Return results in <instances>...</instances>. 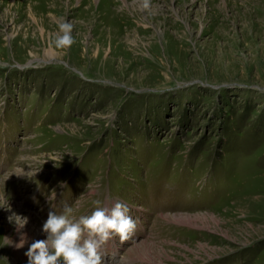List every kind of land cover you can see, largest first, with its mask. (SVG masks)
Here are the masks:
<instances>
[{
  "label": "rangeland",
  "instance_id": "rangeland-1",
  "mask_svg": "<svg viewBox=\"0 0 264 264\" xmlns=\"http://www.w3.org/2000/svg\"><path fill=\"white\" fill-rule=\"evenodd\" d=\"M117 201L104 264H264V0H0V264Z\"/></svg>",
  "mask_w": 264,
  "mask_h": 264
},
{
  "label": "clouds",
  "instance_id": "clouds-1",
  "mask_svg": "<svg viewBox=\"0 0 264 264\" xmlns=\"http://www.w3.org/2000/svg\"><path fill=\"white\" fill-rule=\"evenodd\" d=\"M59 32L61 34L55 39L56 46L70 48L75 43L73 25L60 23ZM129 212V207L119 201L111 207L96 208L90 215L78 219L72 217L73 208L68 204H64L59 214L50 211L42 226L46 239L34 240L29 245L25 253L28 264H104L101 252L104 244L114 236H118L121 242L127 241L137 228V222ZM16 217L19 232L28 219ZM9 219L11 221L13 217ZM27 241V234L22 233L15 247L23 248ZM115 260L114 255L111 261Z\"/></svg>",
  "mask_w": 264,
  "mask_h": 264
},
{
  "label": "bare ground",
  "instance_id": "bare-ground-1",
  "mask_svg": "<svg viewBox=\"0 0 264 264\" xmlns=\"http://www.w3.org/2000/svg\"><path fill=\"white\" fill-rule=\"evenodd\" d=\"M187 2V1H186ZM24 3V2H23ZM228 3V2H227ZM230 3V2H229ZM228 3V4H229ZM246 3V2H245ZM252 3V2H251ZM250 3V4H251ZM227 4V5H228ZM247 4H248V2H247ZM238 5V4H237ZM21 6H23V5H21ZM24 6H25V4H24ZM229 6V5H228ZM211 7V6H210ZM23 8V7H22ZM22 8H21V10H22ZM25 8V7H24ZM50 8H52V6L50 7ZM252 8V7H251ZM19 9H20V5H19ZM18 9V10H19ZM259 9H261V8H259ZM14 10H15V8H14ZM208 10V9H207ZM256 10H258L257 8H255V10L254 11H256ZM16 11H17V9H16ZM26 11V10H25ZM33 11V10H32ZM210 11V10H209ZM9 12V11H8ZM22 12V11H21ZM28 12H30V11H28ZM216 12V11H215ZM259 12V11H258ZM24 13V12H23ZM124 14V13H123ZM219 14V13H218ZM221 15V14H220ZM218 16V15H217ZM15 17V16H14ZM220 17V16H219ZM231 17V16H230ZM198 20V19H197ZM16 22V21H15ZM203 22H205V21H203ZM179 25V24H178ZM214 26H216V25H214ZM128 30V29H127ZM119 31V30H118ZM131 31V30H130ZM137 31H139V30H137ZM112 32H113V30H112ZM136 32V31H135ZM114 33V32H113ZM112 33V34H113ZM150 33V32H149ZM22 34V33H21ZM203 34H205V32H203ZM244 34H245V32H244ZM23 35V34H22ZM120 35V34H119ZM109 37V36H108ZM115 37V36H114ZM221 37V36H220ZM142 39V38H141ZM220 39V38H219ZM143 40V39H142ZM181 40H183V39H181ZM225 41V40H224ZM212 43V42H211ZM206 46V45H205ZM212 50V49H211ZM212 52V51H211ZM46 54H49V55H52L53 53L51 52V51H48ZM208 55V54H207ZM214 56V55H213ZM100 58V57H99ZM210 63V62H209ZM254 66V65H253ZM254 77V76H253ZM21 209H23V208H21ZM27 219H28V223L26 224L27 226H28V229H31V228H33V224L34 223H32L33 221V217H32V215L29 213L28 214V216H27ZM37 232H38V234L40 235V234H42V235H40V236H46V234L42 231V228H38L37 229ZM46 239V238H45ZM29 245L30 244H27V245H25L24 247H23V249L21 250V253H22V257L23 258H27V256L25 255V253L28 251V248H29Z\"/></svg>",
  "mask_w": 264,
  "mask_h": 264
}]
</instances>
